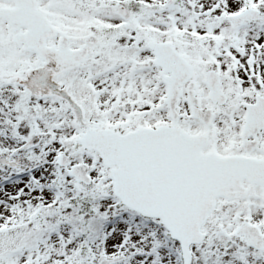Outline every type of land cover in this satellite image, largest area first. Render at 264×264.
Masks as SVG:
<instances>
[{
  "label": "snow or ice",
  "instance_id": "obj_1",
  "mask_svg": "<svg viewBox=\"0 0 264 264\" xmlns=\"http://www.w3.org/2000/svg\"><path fill=\"white\" fill-rule=\"evenodd\" d=\"M0 264H264V0H0Z\"/></svg>",
  "mask_w": 264,
  "mask_h": 264
}]
</instances>
